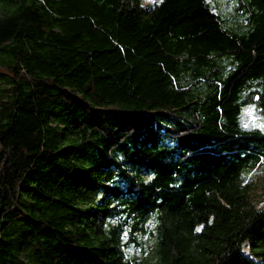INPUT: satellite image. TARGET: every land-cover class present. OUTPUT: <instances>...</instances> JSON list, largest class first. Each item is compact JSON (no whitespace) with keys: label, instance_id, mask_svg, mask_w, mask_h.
<instances>
[{"label":"trees","instance_id":"obj_1","mask_svg":"<svg viewBox=\"0 0 264 264\" xmlns=\"http://www.w3.org/2000/svg\"><path fill=\"white\" fill-rule=\"evenodd\" d=\"M251 109L264 0H0V264H264Z\"/></svg>","mask_w":264,"mask_h":264},{"label":"rangeland","instance_id":"obj_2","mask_svg":"<svg viewBox=\"0 0 264 264\" xmlns=\"http://www.w3.org/2000/svg\"><path fill=\"white\" fill-rule=\"evenodd\" d=\"M153 2L155 0H145ZM247 122L254 125H264V114L256 112L254 109L248 111ZM250 182L251 195L257 203L264 204V166L252 173L248 179ZM139 254V252H138Z\"/></svg>","mask_w":264,"mask_h":264}]
</instances>
